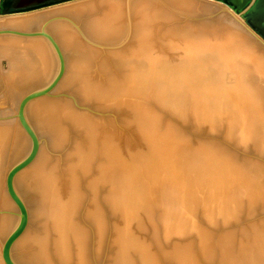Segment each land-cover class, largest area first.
I'll return each mask as SVG.
<instances>
[{"label":"water","instance_id":"95a60500","mask_svg":"<svg viewBox=\"0 0 264 264\" xmlns=\"http://www.w3.org/2000/svg\"><path fill=\"white\" fill-rule=\"evenodd\" d=\"M0 264H264V0L1 18Z\"/></svg>","mask_w":264,"mask_h":264},{"label":"rangeland","instance_id":"374dc122","mask_svg":"<svg viewBox=\"0 0 264 264\" xmlns=\"http://www.w3.org/2000/svg\"><path fill=\"white\" fill-rule=\"evenodd\" d=\"M81 1H85V0H80L78 2H81ZM207 2V1H205ZM72 3H77V2H71L70 4ZM210 3V2H208ZM69 3H66V4H62V5H57V6H52V7H48V8H44V9H39V10H36V11H32V12H27V13H19V14H12V15H5V16H0V19L1 18H7V17H14V16H21V15H26V14H31V13H35V12H39V11H43V10H47V9H52V8H56V7H60V6H64V5H68Z\"/></svg>","mask_w":264,"mask_h":264},{"label":"bare ground","instance_id":"6f19581e","mask_svg":"<svg viewBox=\"0 0 264 264\" xmlns=\"http://www.w3.org/2000/svg\"><path fill=\"white\" fill-rule=\"evenodd\" d=\"M80 1V0H79ZM75 2H78V1H75ZM70 4V3H69Z\"/></svg>","mask_w":264,"mask_h":264}]
</instances>
